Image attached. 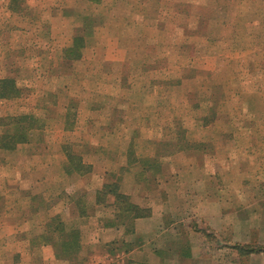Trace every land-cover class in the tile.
<instances>
[{
	"label": "rangeland",
	"instance_id": "374dc122",
	"mask_svg": "<svg viewBox=\"0 0 264 264\" xmlns=\"http://www.w3.org/2000/svg\"><path fill=\"white\" fill-rule=\"evenodd\" d=\"M17 1L16 6L14 0H0V81H14L17 88L15 97H0V139L5 130L1 124L10 118L32 117L28 140L21 145L32 140L54 145L60 139L57 132L65 128L68 143L63 148H110L112 172L105 178L119 185L130 169L118 168V148L122 152L129 147L128 166L149 186L157 178L174 176L163 173L160 150L181 146L192 161L218 158L215 169L204 161L220 187L223 178H247L249 163L238 162L239 174L228 167L233 166L228 160L231 146L229 152L236 155L264 154V0ZM79 35L84 38L81 55L72 59L67 50ZM75 128L95 133L70 143V136L77 138ZM238 140L246 144H235ZM23 154L6 156L7 166L25 159ZM10 172L0 169V206L3 178ZM257 177L264 178L263 166L254 169L252 178ZM71 187V195H63L86 204L87 189ZM103 205L115 211L112 202ZM3 221L0 216V264L25 259L27 264H58L52 246L30 245L39 233L4 231ZM175 223L194 227L189 241L200 253L218 251L222 258L232 249L243 256L242 244L211 231L201 219ZM235 227L241 230L242 224ZM84 252L78 257L82 263L99 264L100 257L109 256L106 264H118L116 247L96 250L86 245Z\"/></svg>",
	"mask_w": 264,
	"mask_h": 264
},
{
	"label": "crops",
	"instance_id": "0c3cea01",
	"mask_svg": "<svg viewBox=\"0 0 264 264\" xmlns=\"http://www.w3.org/2000/svg\"><path fill=\"white\" fill-rule=\"evenodd\" d=\"M88 115V118L93 117L91 113ZM80 121L85 123L81 119ZM77 128H75L77 138L74 135L70 136V143L82 142L83 139L80 137L92 136L95 133L90 129L77 132ZM246 132L247 130L241 131L244 136ZM57 133L60 139L54 145L45 143L43 146L32 140L33 143L29 145L19 144L12 150H0L3 155L0 169L6 171L8 168L11 171L7 174L8 177L3 178L6 189L2 194L0 216L7 220L1 225L4 231L19 233L28 230L42 235L46 231L48 221L60 217L66 229L80 231L82 256L83 253L86 254L84 250L87 245L89 249L96 250L98 247H116L119 254L115 262L118 264H264V253L240 257L230 249L229 256L222 258L218 251L214 255L200 253L196 250L197 246L189 241L194 227L190 224L175 223L177 221L190 223L193 218H198L203 220L211 231L226 235L233 242L264 246V178H252L254 169L262 170V166L264 169V154L261 152L255 155L245 152L244 155H236L229 152L234 147L231 146V149H228V160L233 166L228 167H233L239 174L241 163L238 162L242 160L249 163L246 165L247 170L249 169L246 172L247 178L243 177L240 180L237 176L236 180L226 177L223 178L225 184L220 187L217 177L207 172L209 165L204 161L208 160L207 157L203 159L201 156L202 160L192 161V158L188 159L190 157L187 155V148L181 149V146L176 147L177 151L160 150L157 157L159 163L163 164V173H174V176H167L163 180L157 178L158 182L154 180V186H149V182L141 173L133 172L128 166L129 147L122 148V152L118 148V168L130 169L120 180V191L129 196L135 205L151 210L150 216L134 221V233L130 234L126 225L106 226V219L115 218V211L110 205L97 204V193L106 183H110L105 178L112 172L108 167L110 148L81 147L80 150L75 148L76 151L70 148L71 152L82 158L84 165L91 167V171L83 175L69 173L68 155L66 148H63V145L68 143V134L65 128ZM84 141L88 144L90 142ZM238 141L234 143L246 144L243 140ZM162 143L161 147H165L166 142ZM28 149L34 151L26 153ZM175 152L178 153L176 157H168ZM160 153L162 155H159ZM22 154L25 155V159L17 163L14 161L12 168L7 166L6 156L23 157ZM148 157L153 159L154 154ZM212 157L208 160L209 168L215 169L214 161L218 158ZM246 168L242 170L245 171ZM71 185H75L76 190L87 189L88 197L83 207L77 205V201L71 200L69 196L63 195L64 193L71 195L69 192L72 191ZM113 200V197L107 199L110 203H113ZM239 222L242 224L241 230L235 227ZM30 245L36 249L47 247L34 239ZM230 255L232 260H229ZM21 256L23 257V254ZM108 257H100L98 263H109ZM56 260L58 264H69L67 261L57 258ZM112 261L114 259L110 260ZM20 262L27 264L28 261L25 259ZM79 262L87 264V261Z\"/></svg>",
	"mask_w": 264,
	"mask_h": 264
},
{
	"label": "trees",
	"instance_id": "16d2710c",
	"mask_svg": "<svg viewBox=\"0 0 264 264\" xmlns=\"http://www.w3.org/2000/svg\"><path fill=\"white\" fill-rule=\"evenodd\" d=\"M14 1V5L17 6L18 1ZM12 9L18 10V8L13 6ZM87 24H89V22ZM83 39L84 38L82 35L77 36L74 40V45L72 48L70 47L67 50L68 55L72 59L78 58L81 55V42ZM16 92L17 88L14 81L7 79L0 81L1 98H13L15 97ZM31 120L32 117L29 116L4 120L7 123L1 124L2 126H5H3L5 130L0 139V148L12 150L16 148L17 145L25 143L28 140L29 131L32 128V123H30ZM66 152L69 160V164L67 166V171L69 173L75 172L83 175L91 171V167L84 165L82 158L71 152L70 147H66ZM108 197L114 198L113 206L115 207V218L114 222H107L106 226L113 224L126 225L128 226L127 232L131 234L134 233L133 228L134 221L136 219L151 215L150 209L141 208L138 205H135L130 200L129 196L123 194L120 191V185L117 182L108 183L103 186L102 190L97 193V204H106ZM79 201L80 200H77V205L83 207L82 201ZM36 239H38L37 242L42 246H52L55 251V256L58 260L67 261L70 264H81L78 261V257L82 249L80 231L77 229L66 230L64 223L59 217L52 218L48 222L46 231ZM238 247L240 248V254L243 256L264 253V246L239 245Z\"/></svg>",
	"mask_w": 264,
	"mask_h": 264
}]
</instances>
